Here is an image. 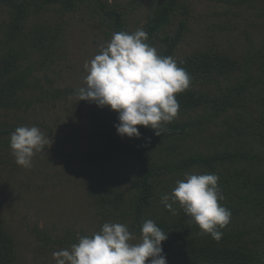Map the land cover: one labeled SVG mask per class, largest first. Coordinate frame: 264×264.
Segmentation results:
<instances>
[{
	"label": "rangeland",
	"instance_id": "374dc122",
	"mask_svg": "<svg viewBox=\"0 0 264 264\" xmlns=\"http://www.w3.org/2000/svg\"><path fill=\"white\" fill-rule=\"evenodd\" d=\"M99 1L107 9L121 12L132 32L145 29L148 17L161 2ZM179 7L167 27L156 34L153 47L158 54L166 47L162 42L166 35L174 39L179 34L172 56L177 62L196 53L211 52L251 67L254 80L264 78V0H181ZM9 21L6 6L0 4V38ZM26 27L28 33L44 27L49 37L41 48L29 45L30 57L23 63L36 64L37 70L30 79L32 86L18 93L13 107L0 109V132L12 129L4 135L8 139L19 126H36L52 143L33 158L31 168L27 169L16 164L10 143L0 146V221L16 242L17 264H56L53 252L70 248L72 241L81 236H92L106 222L126 224L136 237L133 243H138L141 234L132 229L135 212L129 206L130 197L136 193L131 184L138 176L134 161L118 158L98 166L83 161L92 150L95 118L92 106L79 101L76 91L85 86L84 64L114 34L105 25L98 1L80 3L76 11L50 6L31 16ZM229 85V78L215 77L203 90L215 97ZM195 88L202 90L199 85ZM58 90L61 93L56 96ZM69 90L75 93L66 95ZM245 97L241 108L211 118L199 133L179 141H166L155 150L153 163L161 166L196 152L206 155L227 147L235 150L241 145L264 155V143L257 136L259 125L264 129V84L252 85ZM210 113L209 107L177 114L172 121L190 122ZM159 149L164 150L163 154ZM200 169L196 166L187 173L203 174ZM182 179L184 175L157 177L156 197L144 209V221L162 217L169 220L176 215L166 211L161 198L171 194L176 181ZM175 206L179 212L183 210L179 204ZM260 225L259 217L256 226ZM181 232L169 238L172 249L166 256L167 264H193L187 258V238ZM263 234L264 226L253 237L261 239Z\"/></svg>",
	"mask_w": 264,
	"mask_h": 264
},
{
	"label": "trees",
	"instance_id": "16d2710c",
	"mask_svg": "<svg viewBox=\"0 0 264 264\" xmlns=\"http://www.w3.org/2000/svg\"><path fill=\"white\" fill-rule=\"evenodd\" d=\"M87 0H0L6 6L10 21L4 25L3 37L0 38V109L13 107L19 92H24L32 86L30 79L36 72V64H24L29 59V45L32 48H41L46 42L45 28H33L29 33L25 30L27 20L49 8L58 5L64 11H76L80 3ZM103 14V20L108 29L114 33L119 31L132 32L126 25L121 12L107 9L106 5L97 0ZM181 0H161L145 23L144 31L148 35L147 43L153 47L156 34L164 30L170 23L171 17L180 8ZM241 2V1H239ZM184 27V26H183ZM180 35L173 39L165 36L162 39L166 46L159 55L173 56L179 43ZM50 48L53 47L51 46ZM30 45V46H31ZM50 54V50L49 53ZM45 62L46 58L43 59ZM191 76L188 89L176 95L180 104L178 114H186L200 109L211 108L209 116L197 117L194 121H172L163 125L164 131L160 136L154 130L138 126L139 138L121 137L114 127L118 123L117 113L108 107L100 108L95 103L87 102L92 106L95 118V133L92 137V150L83 158L85 164L98 166L112 159L125 158L133 160L138 176L132 182L135 195L130 197V204L134 209L133 230H139L144 220V209L150 207L151 198L155 196V181L158 176L173 174L181 176L200 167L202 173H214L219 177L218 187L224 196L220 203L231 211L230 223L221 231L220 241L210 235L203 234L192 218L182 210L176 209V215L155 219L156 224L168 233V239L162 244L163 254L169 255L172 249L171 237L180 232L187 238V258L193 264H264V237L254 239L253 233L264 226V155L254 153L253 147L241 145L230 150H214L212 153H194L182 156L178 161L161 166L153 163L155 150L166 141H179L195 135L207 127L211 118H219L229 110L241 108L245 102V94L252 85H263L264 78L255 79L251 67L241 65L229 56L204 52L195 54L177 62ZM235 73H239L237 77ZM226 77L230 85L212 97L204 91L211 79ZM236 77V78H234ZM233 79V80H232ZM202 87V90L195 88ZM207 88V87H206ZM61 91L58 90L57 94ZM74 90L65 92L74 94ZM257 130V126H256ZM12 132H0V146L10 143V138H4ZM259 141L264 143V129L259 125ZM247 148V149H245ZM227 149V150H226ZM161 153L164 151L159 149ZM163 154V153H162ZM162 157V156H161ZM167 211V210H166ZM262 219V225L256 226V219ZM230 228V229H229ZM264 236V234H263ZM78 241H72L75 244ZM14 238L0 221V264H17L18 253ZM69 243H66L68 245ZM147 264V262H146Z\"/></svg>",
	"mask_w": 264,
	"mask_h": 264
},
{
	"label": "clouds",
	"instance_id": "9594fccd",
	"mask_svg": "<svg viewBox=\"0 0 264 264\" xmlns=\"http://www.w3.org/2000/svg\"><path fill=\"white\" fill-rule=\"evenodd\" d=\"M147 33L113 34L94 58L84 64L85 86L76 91L79 101L108 107L117 113L114 125L119 136L139 138L138 126L151 128L155 135L163 125L177 116L180 104L176 95L191 83L185 68L171 56H161L150 46ZM52 141L36 126H19L10 136V149L18 166L31 168L33 158L47 150ZM214 173H185L176 181L171 194H164L161 203L175 214V205L183 209L203 234L217 242L231 220V211L223 206L224 196ZM126 224L106 222L92 236L79 237L70 248L53 252L56 264H167L162 244L168 239L155 221L142 223L138 243Z\"/></svg>",
	"mask_w": 264,
	"mask_h": 264
}]
</instances>
